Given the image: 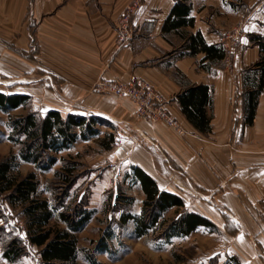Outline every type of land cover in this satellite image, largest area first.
<instances>
[{
    "label": "crops",
    "instance_id": "obj_1",
    "mask_svg": "<svg viewBox=\"0 0 264 264\" xmlns=\"http://www.w3.org/2000/svg\"><path fill=\"white\" fill-rule=\"evenodd\" d=\"M131 1L0 0V92L31 96V110L41 114L59 110L110 121L121 136L118 144L130 149L126 172L140 167L161 190L178 194L188 210L216 226L221 239L215 264L233 256L241 264H264V91L252 126L244 125L241 97L245 71L260 60L259 47L246 38L247 50L210 69L204 68L205 54L188 55L185 42L198 32L209 46L230 48L219 24L223 0H188L193 26L168 33L163 26L176 2L143 0L132 38L120 45L115 26ZM263 20V32L255 34H264ZM132 79L162 95L184 135L163 122L140 120L130 100L97 91L104 80ZM198 85L213 90L208 135L192 127L178 100ZM0 264L17 262L0 252Z\"/></svg>",
    "mask_w": 264,
    "mask_h": 264
},
{
    "label": "trees",
    "instance_id": "obj_2",
    "mask_svg": "<svg viewBox=\"0 0 264 264\" xmlns=\"http://www.w3.org/2000/svg\"><path fill=\"white\" fill-rule=\"evenodd\" d=\"M163 30L165 33L180 30L183 26H193L192 7L188 0H174ZM250 41L259 47L260 60L245 71L242 92L244 125L254 124L260 96L264 91V34H250ZM188 55L205 54L204 65L210 69L212 64L225 61L230 53L224 44L209 46L200 32L190 36L185 42ZM181 112L199 133H212L213 90L209 86L198 85L184 91L179 97ZM31 96L24 94H6L0 92V110L10 113L15 109L28 108ZM101 125L110 126L112 132L100 139ZM9 141L19 150L22 162L33 164L45 172L58 164L57 156L68 151L78 141L87 142L91 139L100 140L99 146L109 151L117 141L115 125L110 121L93 115L75 113L63 115L59 110H49L41 114L29 110L25 115L9 119ZM114 131V132H113ZM62 158V165L54 173L51 183L53 189L61 188L59 194L53 191L54 201L40 196L39 181L35 173L22 176L14 173L17 164L13 156L5 157L0 162V203L12 210L20 209L26 222L25 227L16 228L10 221L4 207L0 204V250L2 257L9 263H16L29 254V248L39 249V261L42 264H79L78 232L93 220L95 210L89 208L87 198L74 196L68 205L66 197L76 185L78 163L71 156ZM141 188L144 195L143 206L139 214L132 213L129 208L135 203L134 198L124 194L119 186L116 202L123 209L116 221L117 226L124 227L134 223V233L142 238L153 232L162 231L166 241L176 237H188L198 229L206 228L217 231L216 226L205 216L196 214L187 208L186 201L178 194L161 190L156 180L140 167L132 166L124 175V181ZM120 208V209H121ZM119 211V210H117ZM115 210V212H117ZM174 211L172 219L167 220L166 214ZM59 223L53 222L56 219ZM63 225V227H61ZM114 236L108 224L94 254L109 252V241ZM90 253L88 259L98 264ZM228 264H241L233 256Z\"/></svg>",
    "mask_w": 264,
    "mask_h": 264
},
{
    "label": "rangeland",
    "instance_id": "obj_3",
    "mask_svg": "<svg viewBox=\"0 0 264 264\" xmlns=\"http://www.w3.org/2000/svg\"><path fill=\"white\" fill-rule=\"evenodd\" d=\"M136 1L138 0H133L124 6L120 19L115 26L116 32L122 24L123 13L128 6L133 5ZM141 2L143 3V0ZM220 8L223 13H220L219 24L225 28L222 31L224 32L222 38H226V41L230 42L228 62H232L233 57L237 53L243 49H248L246 38H250L251 33L263 32V27H261L259 20L264 19V0H223V2H220ZM33 108L34 106H32L31 102L28 108L15 109L10 113H4L0 110V162L5 157L13 156L15 159L14 163L17 164L14 169L15 174L19 173L22 176H26L31 172L35 173L39 181L41 198L48 199L51 202L54 201L52 190L58 194L61 191V188L53 189L51 183L54 180L55 171H58L62 165V158L69 159L68 156L70 155L78 163L76 174L79 178L71 191V196L66 197L65 202L69 205L73 201L74 196L85 197L89 208L95 210L93 220L77 235V246L80 250L77 260L79 264H92L93 261L89 260L88 256L90 253H95L96 244L108 224L111 226L114 236L109 241V252L94 254V260L98 264L216 263L212 256L218 250L220 244L221 238L217 234L218 231L203 228L188 237H176L171 241H166L162 231L156 230L145 237L138 238L134 233L133 222L124 227H119L116 221H113V219L115 220V218L119 217L123 210L119 204L115 203L119 193V186L124 190L126 196L134 198L135 203L129 208L132 213L139 214L141 212L143 206L141 199L143 198L144 200V195L139 191L137 185H132L129 180L124 181V175L130 166L128 160H126L130 159L126 158V155L130 157V149L127 151L124 146L119 145V140L113 145V149L115 146L116 148L112 149L111 152L99 146L100 140L91 139L86 143L78 141L72 145L70 150L58 154L56 157L58 164L45 172L39 170L31 163L22 162L18 156L20 149L9 141V119L25 115ZM178 124L180 125L179 122ZM99 130L101 132L100 139L104 138L108 132H112V128L106 125H101ZM116 135L119 139L121 138L118 131H116ZM0 204L11 218L12 225L16 228L25 227L26 222L20 214V209L14 211L4 203ZM115 210L119 211L115 212ZM173 213L174 211H170L166 214L167 220L172 219ZM53 222L59 223L57 219ZM1 223L3 224V222ZM29 249V254L21 258L17 264H42L39 261V249L35 247H30Z\"/></svg>",
    "mask_w": 264,
    "mask_h": 264
},
{
    "label": "built area",
    "instance_id": "obj_4",
    "mask_svg": "<svg viewBox=\"0 0 264 264\" xmlns=\"http://www.w3.org/2000/svg\"><path fill=\"white\" fill-rule=\"evenodd\" d=\"M142 6L141 0L128 6L122 15V24L118 27V43L126 45L130 40L133 31L131 24L134 16ZM97 91L104 92L111 97L130 100L136 107V116L140 120L157 123L163 122L169 128H173L180 135L185 131L178 124V120L165 109V101L162 95L146 83H139L136 80L125 81H102L97 87Z\"/></svg>",
    "mask_w": 264,
    "mask_h": 264
},
{
    "label": "snow or ice",
    "instance_id": "obj_5",
    "mask_svg": "<svg viewBox=\"0 0 264 264\" xmlns=\"http://www.w3.org/2000/svg\"><path fill=\"white\" fill-rule=\"evenodd\" d=\"M246 42V41H245Z\"/></svg>",
    "mask_w": 264,
    "mask_h": 264
}]
</instances>
